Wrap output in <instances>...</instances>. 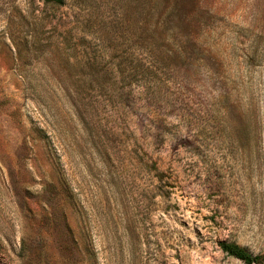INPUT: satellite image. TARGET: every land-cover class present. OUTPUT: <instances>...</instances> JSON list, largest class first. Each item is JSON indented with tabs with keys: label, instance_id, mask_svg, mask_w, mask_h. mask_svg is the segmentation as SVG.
Returning a JSON list of instances; mask_svg holds the SVG:
<instances>
[{
	"label": "rangeland",
	"instance_id": "374dc122",
	"mask_svg": "<svg viewBox=\"0 0 264 264\" xmlns=\"http://www.w3.org/2000/svg\"><path fill=\"white\" fill-rule=\"evenodd\" d=\"M0 264H264V0H0Z\"/></svg>",
	"mask_w": 264,
	"mask_h": 264
},
{
	"label": "trees",
	"instance_id": "16d2710c",
	"mask_svg": "<svg viewBox=\"0 0 264 264\" xmlns=\"http://www.w3.org/2000/svg\"><path fill=\"white\" fill-rule=\"evenodd\" d=\"M56 5L62 3H54ZM220 246L223 251L228 253L229 255L235 256L244 260L246 263H251L257 260V257H253L250 253H248L243 247L239 246L235 243H220Z\"/></svg>",
	"mask_w": 264,
	"mask_h": 264
}]
</instances>
